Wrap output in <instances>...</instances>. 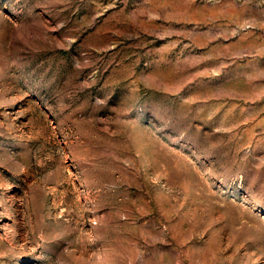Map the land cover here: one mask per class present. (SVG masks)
Instances as JSON below:
<instances>
[{
	"label": "rangeland",
	"instance_id": "rangeland-1",
	"mask_svg": "<svg viewBox=\"0 0 264 264\" xmlns=\"http://www.w3.org/2000/svg\"><path fill=\"white\" fill-rule=\"evenodd\" d=\"M0 264H264V0H0Z\"/></svg>",
	"mask_w": 264,
	"mask_h": 264
}]
</instances>
